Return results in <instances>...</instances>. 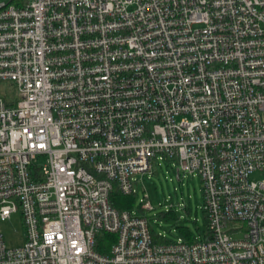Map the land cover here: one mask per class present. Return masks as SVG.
<instances>
[{
  "label": "built area",
  "instance_id": "built-area-1",
  "mask_svg": "<svg viewBox=\"0 0 264 264\" xmlns=\"http://www.w3.org/2000/svg\"><path fill=\"white\" fill-rule=\"evenodd\" d=\"M2 81L0 264H264V0H0ZM161 160L201 179L200 239L110 203Z\"/></svg>",
  "mask_w": 264,
  "mask_h": 264
},
{
  "label": "rangeland",
  "instance_id": "rangeland-1",
  "mask_svg": "<svg viewBox=\"0 0 264 264\" xmlns=\"http://www.w3.org/2000/svg\"><path fill=\"white\" fill-rule=\"evenodd\" d=\"M16 88L9 81L0 83V96L13 98ZM135 207L140 209L141 200L149 201L151 210H142L149 226L164 238L173 241L183 237L178 227H187L193 236L200 239L206 229L204 222L202 182L195 173L177 171L172 160H161L151 171L136 175ZM173 209L177 213L175 220L159 217L160 211ZM0 232L7 246L15 247L23 242L24 226L19 214H13L10 220L0 221ZM184 238V237H183Z\"/></svg>",
  "mask_w": 264,
  "mask_h": 264
},
{
  "label": "trees",
  "instance_id": "trees-1",
  "mask_svg": "<svg viewBox=\"0 0 264 264\" xmlns=\"http://www.w3.org/2000/svg\"><path fill=\"white\" fill-rule=\"evenodd\" d=\"M109 200H110V203L118 210H125V209L130 210L135 207V194H127V195L122 194L119 191V189L115 186L111 189L109 193ZM159 217L166 219V220H175L177 218V213L173 209L160 211ZM204 222L206 224V229L204 231L205 233L207 230V218H206L205 213H204ZM178 228H179V231L182 233L183 237L187 241L194 240L195 236H193V234L187 227L182 226ZM149 229H150L153 242L165 243L169 241L164 238L163 234L156 233L153 230V228H151L150 226H149ZM115 238L116 236L113 233L101 232L100 234H98L97 241L95 244V249L102 254L109 253L111 245L115 241Z\"/></svg>",
  "mask_w": 264,
  "mask_h": 264
}]
</instances>
